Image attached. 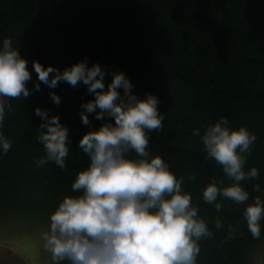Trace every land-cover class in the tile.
<instances>
[{"label": "trees", "instance_id": "obj_1", "mask_svg": "<svg viewBox=\"0 0 264 264\" xmlns=\"http://www.w3.org/2000/svg\"><path fill=\"white\" fill-rule=\"evenodd\" d=\"M5 38L19 46L30 69L35 59L63 69L87 58L89 65L100 62L106 69V85L115 71L124 70L135 93L156 94L164 119L149 132L148 149L183 178L212 233L199 241L198 264H249L264 238V221L261 236L254 238L244 218L247 202L218 197L223 205L218 211L204 201L213 178L223 179L224 186L232 181L221 165L205 158L200 137L192 133L199 127L203 134L222 115L233 127L255 132L245 167L257 166L259 176L241 183L250 201L261 194L253 186H264V0H0V43ZM37 76L32 70L28 97L9 98L12 109L0 128L12 141L0 155V222L27 197L49 196L58 207L65 195L80 194L71 185L90 157L78 143L104 122L93 112L91 124L82 123L81 103L94 97L85 84L60 81L50 89L40 82L35 90ZM53 90L61 96L59 104L50 97ZM37 106L49 116L59 114L69 128L64 168L51 161L35 164L45 152L37 139L42 131Z\"/></svg>", "mask_w": 264, "mask_h": 264}, {"label": "clouds", "instance_id": "obj_2", "mask_svg": "<svg viewBox=\"0 0 264 264\" xmlns=\"http://www.w3.org/2000/svg\"><path fill=\"white\" fill-rule=\"evenodd\" d=\"M32 70L38 74L35 90L40 82L50 89L60 81L85 84L94 97L81 103L82 123L90 125L93 112L104 121L90 127L78 143L90 157L89 166L78 172L71 185L80 194L64 196L50 215L49 230L42 234L52 260L57 264L65 260L69 264H198L199 241L212 234L209 224L198 215L191 193L182 186L183 178L162 155H152L148 149L149 132L162 127L164 119L159 97L152 92L135 93L124 70L115 71L106 85V69L100 62L89 65L87 58L63 69L35 59L30 69L19 46L5 38L0 43V128L6 110L12 109L9 98L29 96ZM50 97L56 104L61 102L54 90ZM35 114L42 120L37 139L45 150L36 166L51 161L64 168L72 143L67 124L59 114L49 116V110L40 106ZM192 134L200 137L205 158L221 165L232 181L224 186L223 179L213 178L203 190L204 201L218 211L223 207L218 197L247 202L244 218L252 236L259 238L264 186H253L261 194L250 201L241 183L259 176L257 166L245 167L256 133L246 125L233 127L222 115L203 134L199 127ZM11 147V139L0 131V155ZM216 225L222 222L217 219Z\"/></svg>", "mask_w": 264, "mask_h": 264}, {"label": "rangeland", "instance_id": "obj_3", "mask_svg": "<svg viewBox=\"0 0 264 264\" xmlns=\"http://www.w3.org/2000/svg\"><path fill=\"white\" fill-rule=\"evenodd\" d=\"M56 207L49 196L27 197L21 208L0 222V264H57L42 238L43 232L49 230L50 215ZM249 264H264V238L252 249Z\"/></svg>", "mask_w": 264, "mask_h": 264}]
</instances>
